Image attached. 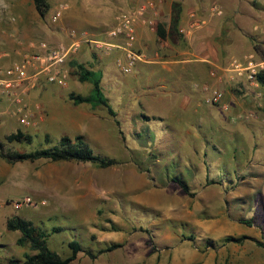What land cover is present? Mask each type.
<instances>
[{"label":"rangeland","instance_id":"374dc122","mask_svg":"<svg viewBox=\"0 0 264 264\" xmlns=\"http://www.w3.org/2000/svg\"><path fill=\"white\" fill-rule=\"evenodd\" d=\"M146 1H153L158 13L147 43L138 45L136 38L133 44L144 60L130 73L121 71V48L105 51L82 45V53L65 63V88L40 80L31 98L27 95L28 108H41L42 96H48L55 112L64 109L77 123L39 122L36 114L31 127L12 124L0 130L5 150L30 152L56 145L64 135H80L96 154L117 162L106 169L44 160L11 166L6 182L0 183V261L35 254L28 245H16L18 232L6 230V221L18 216L47 233L58 229L49 236L48 246L61 257L70 254L71 240L79 241L83 251L70 264H264V247L258 245L264 244V85L246 74L233 81L224 76L219 82L213 69L235 60L226 56L208 68L215 84L204 86L191 74L201 69L189 61L198 58L191 40L199 36H215L221 53H227L232 42H226L223 30L228 32L234 19L235 26L264 28V0H140L117 10L107 25L85 31L92 39L107 40L115 18ZM60 4L66 5L59 0L55 10L41 18L42 34L32 45L50 44L47 37L58 22L51 19ZM214 7L218 12L211 11ZM35 12L31 0H0V26L16 28L11 31L14 45L24 37L17 16L27 20L36 18ZM159 24L165 39L156 34ZM32 45L10 64L33 52ZM253 48L258 55L253 61H264L262 43ZM75 64L101 72V87L115 117L68 99L70 93L87 95L90 90L74 75ZM206 89L218 90L222 103L208 104ZM18 130L30 136L29 144L6 142ZM176 179L187 184L189 194ZM25 197L45 204L15 205ZM113 243L121 246L95 259L85 253L95 254Z\"/></svg>","mask_w":264,"mask_h":264},{"label":"built area","instance_id":"2783aa9c","mask_svg":"<svg viewBox=\"0 0 264 264\" xmlns=\"http://www.w3.org/2000/svg\"><path fill=\"white\" fill-rule=\"evenodd\" d=\"M66 5L60 4L52 16V22H57ZM218 12L217 8L211 9ZM156 5L153 1H146L131 10L122 12L115 18V24L107 33V40H95L89 37L86 32L70 31V44L51 46L47 42H38L32 45L34 51L24 55L20 60L13 62L8 67L0 69V96L3 97L17 121L22 127H31L35 124V115L40 112L38 106L35 110L26 105L27 95L40 82L45 84L66 87L69 73L66 68V61L77 54L82 45H92L96 50L109 51L111 48H121L125 53V62L121 66L124 74L130 73L135 65L144 60V56L133 51L132 47L137 38V26L139 23L146 24L150 30H154L153 19L157 16ZM194 15H191L193 17ZM152 19V20H151ZM120 39L121 44L116 40ZM249 57L244 61L233 60L228 67L214 69L212 75L217 77L219 82L224 76L233 81L245 74L249 79L264 71V61H253ZM206 102L211 105L222 103V94L216 89H206ZM44 201H34L30 197L23 198L16 202V206L38 208L44 205Z\"/></svg>","mask_w":264,"mask_h":264},{"label":"crops","instance_id":"0c3cea01","mask_svg":"<svg viewBox=\"0 0 264 264\" xmlns=\"http://www.w3.org/2000/svg\"><path fill=\"white\" fill-rule=\"evenodd\" d=\"M58 1L59 0H47L50 6L47 14L55 10ZM138 1L140 0H64L67 5L66 9L62 13V16L58 20V22L54 24V34L47 37V41L53 46L66 44L71 40L69 36V32L71 30H75L77 32H86L85 30H92L96 27H103L107 25V23L111 20V17L117 10L125 9L130 4L136 3ZM25 2L27 3L28 0H25ZM31 3L33 5L32 0ZM254 15H257V17L260 16V14ZM35 16L36 18H31L34 19L33 21L29 17H27V21L24 19V17L17 16L18 21L23 22L21 32L24 37L23 40L20 41V43L16 42L15 45L13 44L11 31H15L16 28L0 26V46L2 47V49L0 48V69L6 68L13 59L18 58V54H24L31 51V43L37 42L35 41V38L42 34V29L40 28L42 19L39 17V15L36 14V12ZM35 19H39V21L36 20L37 25L34 27L32 25H34ZM154 19L153 22L155 21ZM257 20L258 18H256L255 22H257ZM258 22L256 24H259ZM235 24L236 19H234L233 23L229 27H234L232 31L229 32V30H231L229 28L228 32H226L225 29L223 30L224 33H226L223 34V36L226 38V42H232L231 45L227 47V53H221L222 49L220 50V48H222V46L220 47L216 43L215 36L210 37L205 35L199 36L197 38L195 37L193 40H191L192 45L196 44L194 50L195 52L197 51L196 55L198 58L196 60L189 61L192 63L193 67H199L201 69L199 73L194 69L191 74L196 77L198 81H203L202 84H204V86H208V84H215V80L208 74V68L216 67L221 59H224L226 56H234L233 59L244 61L249 57H258V55L254 51V45L262 43V46L264 47V28L257 27L254 24L253 28H244L240 25L235 26ZM151 31L152 30H150V28L146 24L139 23V25L137 26V44L141 45V43H147L146 37L150 35ZM222 32H220L219 35H221ZM191 35L192 34L189 32L187 37L190 39ZM236 38L242 40L241 44L238 43L239 40H236ZM81 53L82 51L80 50L79 54ZM235 57L238 58L236 59ZM179 62L185 61H173L171 63H173L174 65H178ZM30 96L31 93H29L28 99L31 98ZM47 97L42 96V103L44 105H41V110L39 113H37L39 122L50 123L56 119L60 125H62L63 122L66 124L72 122L77 123V119L71 117L69 113L66 114L64 112V109L58 108L57 112H55L54 109L47 103ZM64 115L69 116L64 118V120H61V117ZM12 124L19 125V123L17 122V117L11 111L6 100L0 96V130L2 129V127H8ZM19 127L21 126L19 125ZM19 127H17V129ZM11 166L13 165L8 164L5 160L0 158L1 184H4L3 182H6L5 177L9 172H11Z\"/></svg>","mask_w":264,"mask_h":264},{"label":"trees","instance_id":"16d2710c","mask_svg":"<svg viewBox=\"0 0 264 264\" xmlns=\"http://www.w3.org/2000/svg\"><path fill=\"white\" fill-rule=\"evenodd\" d=\"M32 2L39 17L44 18L50 9L47 0H32ZM156 34L160 39H165L166 32L161 24L157 25ZM255 49L256 48H254V51ZM74 75L80 83H88L90 85V90L87 95L70 93L68 99L73 105H88L91 110L100 107L105 109L109 116L115 117L116 113L111 107L108 98L104 95L101 87V72L88 69L83 64H75ZM256 80L259 84L264 85V71L256 75ZM5 140L7 143L15 142L19 144L24 142L29 144L31 141L30 136L23 134L19 130L8 135ZM0 158L11 165L24 162L34 163L44 160L53 163H88L97 168L106 169L117 164L114 159L105 158L96 154L83 136L80 135L74 138L64 135L59 139L56 145L35 149L30 152L5 150L3 144L0 142ZM175 181L185 194H189V188L184 181L178 179ZM6 230L9 232H18L20 237L17 239L16 245L19 247L28 245L29 249L35 252V254H25L22 260L10 258L6 262L0 261V264H70L76 259L77 254L83 251L79 241L71 240L68 243L70 254L66 257L59 256L48 246L49 236L57 233L59 231L58 229H53L52 232L47 233L41 227L35 226L32 222L18 216L11 217L6 221ZM225 240L227 242H240L242 238H226ZM258 245L264 247L263 243H258ZM120 246L119 244L113 243L98 250L95 254L89 251L85 253L90 259H95L97 256L111 252Z\"/></svg>","mask_w":264,"mask_h":264}]
</instances>
